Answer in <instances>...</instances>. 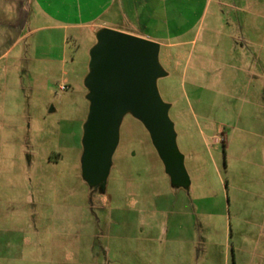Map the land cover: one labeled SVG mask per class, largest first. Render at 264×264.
Segmentation results:
<instances>
[{"label":"rangeland","instance_id":"1","mask_svg":"<svg viewBox=\"0 0 264 264\" xmlns=\"http://www.w3.org/2000/svg\"><path fill=\"white\" fill-rule=\"evenodd\" d=\"M62 1L0 0V264H264V0ZM103 23L159 40L187 187L130 114L83 179Z\"/></svg>","mask_w":264,"mask_h":264},{"label":"water","instance_id":"2","mask_svg":"<svg viewBox=\"0 0 264 264\" xmlns=\"http://www.w3.org/2000/svg\"><path fill=\"white\" fill-rule=\"evenodd\" d=\"M160 45L101 28L90 50L84 79L89 112L83 127L82 177L90 186L106 187L123 118L130 114L149 132L173 186L187 187L189 176L169 117L170 105L157 81L167 73L159 62Z\"/></svg>","mask_w":264,"mask_h":264},{"label":"crops","instance_id":"3","mask_svg":"<svg viewBox=\"0 0 264 264\" xmlns=\"http://www.w3.org/2000/svg\"><path fill=\"white\" fill-rule=\"evenodd\" d=\"M109 1H111V0H106V2H109ZM60 3H62V4H64L63 3V1L62 0H60ZM133 3V0H121V5L119 6L120 7V9H121V11L122 12H124L125 11V7L127 6V8H128V6H129V4H132ZM62 4H60V5H62ZM64 7L63 6H59L58 7V9H59V11H58V13H60V12H62V10H60V9H63ZM128 11V10H127ZM126 12V11H125ZM15 14V13H14ZM126 15V14H125ZM65 16V18H69L70 16H68V15H64ZM129 19H130V16H129ZM77 26V25H79L78 23H70V22H67V23H65L64 24V26ZM107 25H105V23H103V24H101L100 25V28H104V27H106ZM94 31V30H93ZM151 41H154V42H158L159 40L158 39H150Z\"/></svg>","mask_w":264,"mask_h":264}]
</instances>
